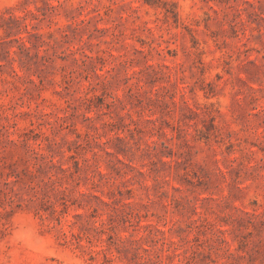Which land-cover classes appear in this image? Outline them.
<instances>
[{"label": "rangeland", "instance_id": "374dc122", "mask_svg": "<svg viewBox=\"0 0 264 264\" xmlns=\"http://www.w3.org/2000/svg\"><path fill=\"white\" fill-rule=\"evenodd\" d=\"M21 211L84 264H264V0H0Z\"/></svg>", "mask_w": 264, "mask_h": 264}, {"label": "clouds", "instance_id": "9594fccd", "mask_svg": "<svg viewBox=\"0 0 264 264\" xmlns=\"http://www.w3.org/2000/svg\"><path fill=\"white\" fill-rule=\"evenodd\" d=\"M47 237L44 226L32 218L31 212H18L10 221L6 236L0 240V264H49L52 254L56 264H84L74 250L60 249L54 238Z\"/></svg>", "mask_w": 264, "mask_h": 264}]
</instances>
